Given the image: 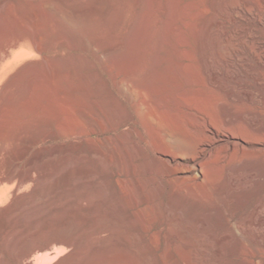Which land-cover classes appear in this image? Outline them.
<instances>
[{"label": "bare ground", "instance_id": "6f19581e", "mask_svg": "<svg viewBox=\"0 0 264 264\" xmlns=\"http://www.w3.org/2000/svg\"><path fill=\"white\" fill-rule=\"evenodd\" d=\"M137 3L0 0V264H264V0Z\"/></svg>", "mask_w": 264, "mask_h": 264}, {"label": "rangeland", "instance_id": "374dc122", "mask_svg": "<svg viewBox=\"0 0 264 264\" xmlns=\"http://www.w3.org/2000/svg\"><path fill=\"white\" fill-rule=\"evenodd\" d=\"M137 1L138 0H126V3L128 5L130 4L128 11H127V14H126V21L127 22H129L132 18H134L135 15H137V13L139 11ZM207 3H208V0H207V2H206V0H203V4H207ZM150 5L149 6L146 5L147 9H149V7H152V5L151 6ZM141 22H138L139 24H137V26H138L137 30L139 29L140 31L144 29V25ZM139 25H140L141 29H140ZM122 29H123V31L125 30V28H122ZM139 30L137 32H140ZM123 31H121V32H123ZM50 52H51V54L62 53L64 55H68L69 50L67 48H64L62 45H56V46H53L50 48ZM89 53L91 56L93 55L92 51H89ZM32 58L37 59V57H33V56H32ZM94 60H95V63L99 64V60L97 58H95ZM23 63H24V61L12 62V64L8 68V72L5 74V77L0 79V85L3 84L2 82H4V80L7 78V76L9 74H12L13 71L16 72L18 70L17 68H19ZM66 131L69 132L70 130L68 129ZM66 131H64L65 134L63 132L62 133L63 136L61 135V137L57 138V140L53 139V140L47 141V139L44 140L45 138L43 139V137L39 138L38 142L35 144V148L36 149L38 148L37 150L42 149V148H43L42 150H46V149L50 150V149L55 148L57 146L56 148L61 153L60 152H59V154L57 153L56 154L57 156L56 155L54 156L55 159H58V158L61 159L62 158L61 156H63V155L64 156H67L69 154H70L69 156L74 155V150L76 147H77V149H76L77 153H81L87 149V146H86L87 143L86 142L80 143V140L74 139L75 136L71 134V131L69 133L67 132V134H66ZM92 137H94L95 139L97 138L96 135L91 136V138ZM94 138H92V139H94ZM73 139L76 142H74ZM77 141H79V143ZM62 146H63V148H62ZM10 147L12 148V146H10ZM71 147H73V148H71ZM34 151H36V150H34ZM62 151H64V152H62ZM164 198H165V200H167V197H164ZM183 209L184 208H182V209L179 208V211H182ZM182 213H184L186 216L191 215L189 210H183ZM153 215L154 214H151V216H149L150 217L149 220H153V217L155 218V216H153ZM119 217H122V215H120ZM121 220L124 221L123 218ZM190 223L192 224V230H190V231L194 232L195 230H193V229H195L194 228L195 220L192 219ZM148 225H151V229H144L141 226H139L138 229H133V239H136L135 243H134V241H133V243H134L135 247H137V251L139 254L138 257L140 256L139 258H141L143 262H146V264H188V263L189 264H198V254L196 253L197 243L195 245V242H197V241L194 240L195 242L194 241L192 242V243H194V245H191V246H195V247L193 248V252L189 253V251H187V249L185 250L184 248L179 247V245L176 244L178 246L177 247L175 245V243H173L172 241H169L170 240L169 237L167 235H166L167 237L165 236L166 231H165V229H163L164 226H162L158 220L149 221ZM59 235H64V234L60 233ZM149 247H151V248H149ZM180 248L183 250H181ZM195 248H196V250H194ZM187 253H189L190 255Z\"/></svg>", "mask_w": 264, "mask_h": 264}]
</instances>
